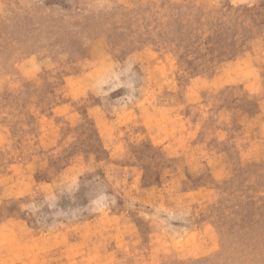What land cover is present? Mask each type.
Masks as SVG:
<instances>
[{
	"label": "rangeland",
	"instance_id": "rangeland-1",
	"mask_svg": "<svg viewBox=\"0 0 264 264\" xmlns=\"http://www.w3.org/2000/svg\"><path fill=\"white\" fill-rule=\"evenodd\" d=\"M0 264H264V0H0Z\"/></svg>",
	"mask_w": 264,
	"mask_h": 264
}]
</instances>
